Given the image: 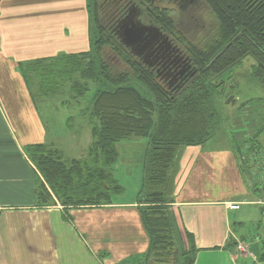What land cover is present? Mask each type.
Listing matches in <instances>:
<instances>
[{
    "label": "crops",
    "instance_id": "1",
    "mask_svg": "<svg viewBox=\"0 0 264 264\" xmlns=\"http://www.w3.org/2000/svg\"><path fill=\"white\" fill-rule=\"evenodd\" d=\"M90 42L87 0H0V264H141L148 249L137 200L146 139L115 144L113 176L124 192L112 203L63 211L60 205L39 206L36 197L37 174L25 147L49 143L66 157L57 138H48L39 113L44 101L33 99L19 68L88 52ZM237 137L230 144L215 133L201 146L177 150L171 215L183 246L185 234L193 236L192 264H264V249L258 255L236 249L238 242L251 246L237 227L256 222L264 229V201L245 181L246 167L264 178L263 167L253 158L243 166ZM218 140L223 143L214 145ZM231 202L239 208L229 209Z\"/></svg>",
    "mask_w": 264,
    "mask_h": 264
},
{
    "label": "trees",
    "instance_id": "2",
    "mask_svg": "<svg viewBox=\"0 0 264 264\" xmlns=\"http://www.w3.org/2000/svg\"><path fill=\"white\" fill-rule=\"evenodd\" d=\"M203 1L216 20V30L211 38L194 44L176 28L169 11L152 0H87L89 51L58 54L19 68L35 101L64 92L78 100L91 86L95 88L88 112L82 109L80 113L86 116L92 135L82 157L64 158L49 143L25 147L26 157L37 174L39 206L60 205L67 211L112 203V196L124 192L113 176L115 144L146 139L137 200L149 245L141 264L194 261L197 250L193 236L186 233L187 246H183L172 220V185L177 150L201 146L217 131L219 113L211 104L216 90L213 80L249 57L254 61L250 76L264 88V0ZM132 5L140 8V16L173 37V45L180 43L191 69L182 82H171L165 77L171 62L164 59L165 65L159 62L150 66L119 42L115 27ZM103 46L120 62L108 59ZM174 68L177 65L171 66ZM251 139V146L262 147L257 136ZM63 218L69 219L64 214ZM260 258L264 260V254Z\"/></svg>",
    "mask_w": 264,
    "mask_h": 264
},
{
    "label": "rangeland",
    "instance_id": "3",
    "mask_svg": "<svg viewBox=\"0 0 264 264\" xmlns=\"http://www.w3.org/2000/svg\"><path fill=\"white\" fill-rule=\"evenodd\" d=\"M152 1L169 11L176 28L194 44H201L202 41L211 38L216 30V20L203 0ZM138 19L144 24H151L148 19H144L140 15ZM170 38L173 39L171 36ZM179 44L176 42V46L181 51L179 57L182 54L185 57L184 54L186 53L183 52ZM103 48L107 50L104 54L108 59L120 62L119 59L116 60V56L108 48L105 46ZM161 64L164 65L165 60ZM253 64L254 61L247 57L232 71L225 72L222 76L213 80L216 90L212 94L211 104L219 113V124L216 133L227 137L230 144H232V138L238 136L237 138L245 145L240 146L242 161L252 157L260 158L264 151V88L250 76ZM218 86H220L219 91ZM94 91V86H91L86 95L78 100L73 98V94L64 92L60 96L46 98L44 104L41 103L42 105H40L39 113L47 125V136L48 138H57L55 140L56 146L65 152L66 158L82 157L90 145L92 140L90 126L86 116L80 115V113L82 114V109H87L88 112ZM229 97H232V100L226 103ZM258 133L259 135L262 134L257 137L260 140V142H257L262 146L261 148L253 147L249 143V141H252L251 138H255ZM210 141L208 144H210ZM221 143L223 142L218 140L214 145H221ZM246 165L248 163H243L244 167ZM246 171V173L244 172L245 181L254 190L257 199L264 201V178H257L252 175H256L257 172L248 169ZM262 173L264 175V172ZM259 177H261V172ZM130 184H132L131 181ZM114 197L115 195L112 196V199ZM255 223L246 222L244 226L237 227L236 231L239 236L246 240L247 245H251L250 249H246V253L251 252L258 255V252L264 249V229H260ZM256 237H259L258 243L252 246L256 241ZM237 262L238 264H245L251 261L245 259Z\"/></svg>",
    "mask_w": 264,
    "mask_h": 264
},
{
    "label": "water",
    "instance_id": "4",
    "mask_svg": "<svg viewBox=\"0 0 264 264\" xmlns=\"http://www.w3.org/2000/svg\"><path fill=\"white\" fill-rule=\"evenodd\" d=\"M138 16L139 10L136 8L131 9L115 27V33L119 42L126 47L132 55L143 59L146 64L151 66L153 63H156L155 58L157 55L162 54L166 56L168 55L167 52L172 55L175 54V56L176 53L180 54V50L176 45H173L168 35L162 33L161 30L152 23H142L138 19ZM161 58V60H163V57ZM164 58L166 59V57ZM180 60L183 63V67L176 73L179 77L190 69L188 57L184 58L182 55L179 57V60H175L176 62L173 60L171 63L176 64ZM173 79L174 81L177 80L175 77ZM231 100L232 97H229L226 103H229Z\"/></svg>",
    "mask_w": 264,
    "mask_h": 264
},
{
    "label": "flooded vegetation",
    "instance_id": "5",
    "mask_svg": "<svg viewBox=\"0 0 264 264\" xmlns=\"http://www.w3.org/2000/svg\"><path fill=\"white\" fill-rule=\"evenodd\" d=\"M183 1V0H182ZM133 7V8H132ZM132 7H131V9H134V8H136V9H138L137 7H135V6H133L132 5ZM130 9V10H131ZM138 10H140V8L138 9ZM140 14H142L141 13V11H139V15ZM168 53V55H162V54H160V55H162V56H160V55H155L156 56V58H155V64L157 65L159 62H162V63H164V57H166V60L167 61H169V62H171V61H175V60H179V54H177L176 53V56H175V54L174 55H172L171 53H169V52H167ZM183 55V54H182ZM178 56V57H177ZM161 57H163V60H161L162 58ZM167 57H168V59H167ZM184 58H186V57H184ZM171 60V61H170ZM176 62V61H175ZM165 65V64H164ZM177 65V67L179 68L180 67V69L179 70H181V67H183V63L181 62V64H180V61L179 62H177V64H175V65H173V64H171L170 63V65L168 66V72L165 74V77L168 79V80H170L171 82H182V81H180V80H184V79H186L187 78V76H188V74H190L191 73V69H189L188 71H186L181 77H179V75H177L176 73L179 71L178 70V68L176 69V68H174L173 70L171 69V66L173 67V66H176ZM172 71H171V70ZM178 70V71H177ZM176 78L177 80L176 81H174V79L173 78Z\"/></svg>",
    "mask_w": 264,
    "mask_h": 264
},
{
    "label": "built area",
    "instance_id": "6",
    "mask_svg": "<svg viewBox=\"0 0 264 264\" xmlns=\"http://www.w3.org/2000/svg\"><path fill=\"white\" fill-rule=\"evenodd\" d=\"M255 161L256 164H260L263 168L262 171L264 172V151L262 152V155L260 158H255L252 157ZM240 206V203L238 202H231L227 204V207L231 210H236L238 209ZM236 249L239 250L240 252H246V246H244V244L242 242H238L236 244Z\"/></svg>",
    "mask_w": 264,
    "mask_h": 264
}]
</instances>
